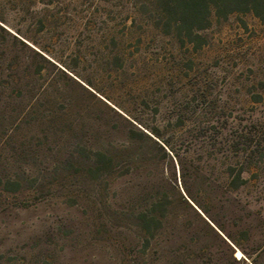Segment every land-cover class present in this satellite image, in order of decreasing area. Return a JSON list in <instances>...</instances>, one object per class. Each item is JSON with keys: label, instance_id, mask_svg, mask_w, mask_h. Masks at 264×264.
<instances>
[{"label": "rangeland", "instance_id": "1", "mask_svg": "<svg viewBox=\"0 0 264 264\" xmlns=\"http://www.w3.org/2000/svg\"><path fill=\"white\" fill-rule=\"evenodd\" d=\"M160 15L0 0V264H264V22Z\"/></svg>", "mask_w": 264, "mask_h": 264}, {"label": "trees", "instance_id": "2", "mask_svg": "<svg viewBox=\"0 0 264 264\" xmlns=\"http://www.w3.org/2000/svg\"><path fill=\"white\" fill-rule=\"evenodd\" d=\"M158 4L164 31L168 33L175 30L179 35L184 32L189 42L194 41L195 32L210 25L212 14L217 18H226L233 13H252L264 22V0H158ZM235 181L239 184L243 182L241 174L236 176ZM148 215H144L143 220L149 229L151 223L158 218L156 214H151L150 218Z\"/></svg>", "mask_w": 264, "mask_h": 264}, {"label": "snow or ice", "instance_id": "3", "mask_svg": "<svg viewBox=\"0 0 264 264\" xmlns=\"http://www.w3.org/2000/svg\"><path fill=\"white\" fill-rule=\"evenodd\" d=\"M236 259L240 260V259H244V257L240 252H236Z\"/></svg>", "mask_w": 264, "mask_h": 264}]
</instances>
